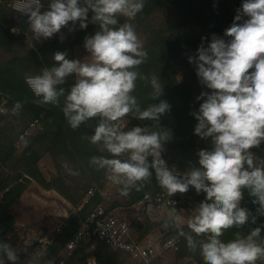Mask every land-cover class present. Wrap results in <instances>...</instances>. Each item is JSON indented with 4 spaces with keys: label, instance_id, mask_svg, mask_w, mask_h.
Masks as SVG:
<instances>
[{
    "label": "clouds",
    "instance_id": "9594fccd",
    "mask_svg": "<svg viewBox=\"0 0 264 264\" xmlns=\"http://www.w3.org/2000/svg\"><path fill=\"white\" fill-rule=\"evenodd\" d=\"M144 6L145 0H50L48 10L42 12L41 0H21L17 11L27 16L28 30L35 40L53 37L69 22L70 32L77 22L80 29H86L88 23L99 25L93 36L85 37L87 60L68 59L67 52L58 51L52 67L25 77L37 98L35 103L60 107L63 97L61 110L74 130L90 120L97 121L94 134L83 139L100 145V150L113 158L93 156L89 165L96 171L104 170L111 184L121 186L120 195L139 191L153 171L169 197L186 193L190 186L198 194L206 193L187 219L190 232L181 228L174 206L163 223L165 228L179 229L189 251L199 249L204 264H256L264 260V225L251 228L246 236L237 232L229 242H223L221 236L230 228L256 224L257 217L264 216V161L257 164L251 151L264 143V0H244L233 24L225 30L224 35L231 39L213 35L207 47L201 44L196 56L189 57L200 83L211 90L197 97L206 99L198 112L191 113L198 121L194 133L210 140L211 148L200 150L199 166L191 165L184 172L169 169L161 158L163 145L172 139L171 130L159 125L160 117L171 107L160 99L163 86L157 76L149 79L138 71L147 59L143 41L131 23H118L119 17L134 19ZM89 11L93 13L91 20ZM11 31L18 34L20 30ZM72 74L75 83L62 87ZM138 79L150 82L151 97L158 103L141 108L132 94ZM22 106L17 101L12 114H19ZM127 116L153 121V125L125 131L122 122ZM20 140L28 143L24 136ZM64 167L70 175H79L67 164ZM245 188L259 205L256 215L240 206ZM191 233L206 239L197 241ZM5 258L11 264L19 259L10 244L0 243V264H5Z\"/></svg>",
    "mask_w": 264,
    "mask_h": 264
},
{
    "label": "trees",
    "instance_id": "16d2710c",
    "mask_svg": "<svg viewBox=\"0 0 264 264\" xmlns=\"http://www.w3.org/2000/svg\"><path fill=\"white\" fill-rule=\"evenodd\" d=\"M11 1L4 0L0 4V53L8 55L6 60H0V100H6L5 111L0 113V243L10 244L8 236L14 232L17 224L11 208L32 181L44 190L56 191L73 206H78L87 191L93 188V197L65 221L56 243L40 256L41 259L36 264H46L49 260H53L54 264H87L89 256H94L101 264H125L130 255L99 241L91 233L92 223L88 222L91 213L97 207L103 206L104 197L101 191L107 184L105 171H96L90 167L89 160L93 156L113 158L107 151H101L100 145L83 139L94 134L97 121L90 120L87 125L82 124L78 129H72L61 110L63 97L60 107L37 104V98L25 79L27 75H37L43 68L52 67L55 63L54 54L58 51L67 52V58L75 60V47L84 45L85 37L93 36L99 30V25L88 23L86 29H80L77 22L73 35L55 36L49 41L33 39L35 45L28 43L27 51L20 52V44L27 40L25 33L30 32L26 29L28 18L14 11L9 6ZM43 1L49 6V0ZM243 2L244 0H236L231 11L221 14L214 0H145L142 12L134 19L118 18V23H131L145 38L143 46L147 59L139 66L138 71L149 79L152 75L159 78L163 86L160 99L171 106L170 111L159 120L160 127L169 129L172 133V139L163 145L161 156L169 164L176 165L178 172L187 171L191 165L199 166L198 152L211 148L210 140H203L194 133L198 121L191 114L198 112L200 104L206 99L197 100V97L202 92L211 93V90L200 83L196 66L189 63V57L196 56L201 44L207 47L213 35L226 41L231 39L224 33L233 24L237 10L241 9ZM45 10L48 8L42 12ZM92 15L89 11V20ZM157 16L161 17L160 20L151 24ZM242 22L243 20L238 23ZM12 27L19 28V34H14ZM75 81L76 76L72 74L66 78L62 87L70 88ZM152 91L149 81H136L132 94L141 108L159 102L152 99ZM17 101L23 106L19 114L13 115L11 110ZM134 119L136 123L123 130L153 125L150 120ZM26 133L25 139L28 143L20 146V137ZM251 151L257 157V164L264 161V143ZM47 155L51 157L56 169V175L50 179L45 177L39 166L40 161ZM65 164L73 171H78L79 175H70L64 167ZM160 188L153 171L152 177L143 182L139 191L132 189L127 197L120 195V192L118 194L131 207L142 201L146 195L155 196ZM189 189L193 192L196 206L205 200L206 193L198 194L191 186ZM177 196L181 198L180 195ZM254 199L248 189H243L240 206L256 215L259 205L253 203ZM117 206L115 204L109 209L104 208L108 213ZM144 220V225L141 221L131 225L138 240L146 238L155 226L148 219ZM260 225H264V216H258L256 224L249 223L241 228L228 229L221 236V240L229 242L235 239L237 232L246 236L251 228ZM181 228L184 232H190L187 226ZM80 230L85 231V238L73 251H66L67 242ZM177 233L179 234V229ZM191 234L197 241L206 239L203 235ZM185 259L204 264L199 249L195 253L189 251L185 237L180 236L176 260ZM256 264H264V260H257Z\"/></svg>",
    "mask_w": 264,
    "mask_h": 264
},
{
    "label": "rangeland",
    "instance_id": "374dc122",
    "mask_svg": "<svg viewBox=\"0 0 264 264\" xmlns=\"http://www.w3.org/2000/svg\"><path fill=\"white\" fill-rule=\"evenodd\" d=\"M214 2L220 13L225 14L232 10L236 0H214ZM41 3L45 6V8L49 7L44 4L43 0H41ZM160 18L161 17L159 16L155 17L154 20L151 21V24L159 21ZM4 27H7V25ZM70 27H72V24L69 23L67 27L62 28L61 31L54 34L53 37L73 35L75 31L73 30L70 32ZM26 29H28V27ZM136 32L144 44L145 38L143 34L138 30H136ZM53 37L48 39L41 38L40 41H49ZM25 38L27 40L22 42L18 48L20 52L27 51L28 43L29 45L31 44V46L35 45L31 32H26ZM74 54L75 60H83L84 58L87 60V56L89 55L84 45L75 47ZM7 58L8 55L0 53V60H6ZM135 123L136 120L134 118L132 120H127V125L130 127H132ZM34 130L35 128L30 131V134ZM19 144L20 146H24V143L21 141ZM161 158L165 160L169 169L176 167L177 172L179 171L176 165L169 164L168 161L163 158V156H161ZM39 166L47 179H50L52 176L56 175L54 163L49 155L45 156L40 161ZM119 187L121 186L113 185L107 180V184L101 191L104 197V203L102 204L103 207L109 209L112 207V205L117 204L118 206L110 211H113L117 216L126 220L128 223H130V225L136 224V222L139 221L143 222L144 225V219H148L155 226L150 230V233L147 236L158 234L159 231L165 228L163 223L167 218V215L164 212L155 207H141L139 204L131 207L126 205L118 194ZM192 193L193 192L189 189L186 193H176V195H180L182 199H185L188 203H191L193 209L195 210L197 206L194 203ZM82 205L83 200L78 206H73L56 191L44 190L35 181H32L22 197L11 208V212L14 214L18 223L14 232L9 234L8 240L10 241L11 247L17 251V255L19 257L17 264H36V262L41 259L40 257H36V255H34L36 240L42 235L52 232L59 225L64 226L65 221L76 214L77 210L80 209ZM183 223L184 226H187V219H184ZM131 228H133V226H131ZM143 231L145 230L143 229ZM176 255L177 252L166 253L153 264H196L189 259L177 261ZM93 258L94 256H89L87 259V264H94V261H92ZM5 264H11V262H8L5 258ZM125 264L135 263L129 258Z\"/></svg>",
    "mask_w": 264,
    "mask_h": 264
},
{
    "label": "built area",
    "instance_id": "2783aa9c",
    "mask_svg": "<svg viewBox=\"0 0 264 264\" xmlns=\"http://www.w3.org/2000/svg\"><path fill=\"white\" fill-rule=\"evenodd\" d=\"M4 0H0V4ZM21 0H12L9 6L16 12ZM45 6L41 9L44 10ZM19 13V12H18ZM6 100H0V113L5 111ZM132 120L130 116L125 117L126 127L127 120ZM122 122V128L124 123ZM26 134L22 136H26ZM176 169V167H175ZM95 190L89 189L83 199V204L93 197ZM173 202V205L170 203ZM139 206L147 208L155 207L166 215L174 206L177 209V214L181 217V227L184 226L183 220L188 219L194 214V209L191 203L185 199L178 197L176 194L168 196L166 191L160 188L159 192L155 195H146ZM88 222L92 223L93 227L91 233L96 238L104 242L114 249L127 252L130 255V260L135 264H153L156 260L166 253L177 252L179 249L180 236L177 233V228L169 226L159 231L158 234H152L142 240L136 239L130 223L117 216L113 211L106 212L103 206L97 207L89 216ZM63 226L59 225L52 232L42 235L35 242L36 257L44 255L49 248H51L57 240L58 235L61 233ZM85 238V231L80 230L67 242L65 250L73 251Z\"/></svg>",
    "mask_w": 264,
    "mask_h": 264
},
{
    "label": "crops",
    "instance_id": "0c3cea01",
    "mask_svg": "<svg viewBox=\"0 0 264 264\" xmlns=\"http://www.w3.org/2000/svg\"><path fill=\"white\" fill-rule=\"evenodd\" d=\"M12 28H17V27H12ZM16 222L18 223V221H16ZM16 225H17V224H16ZM92 261H94V264H101V261L98 260V259H96L95 257L93 258Z\"/></svg>",
    "mask_w": 264,
    "mask_h": 264
}]
</instances>
